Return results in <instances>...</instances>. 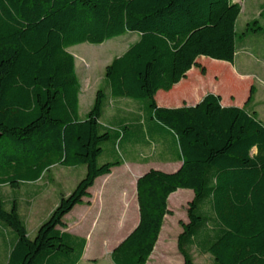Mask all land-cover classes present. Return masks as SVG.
<instances>
[{
	"label": "trees",
	"instance_id": "trees-1",
	"mask_svg": "<svg viewBox=\"0 0 264 264\" xmlns=\"http://www.w3.org/2000/svg\"><path fill=\"white\" fill-rule=\"evenodd\" d=\"M241 10L237 0H0V222L16 233L6 264L81 260L86 238L62 229L65 215L124 159L99 162L102 143L120 135L101 121L103 88L80 117L82 81L69 47L130 32L138 38L105 68L110 93L147 99L150 119L173 134L182 163L139 177L140 221L112 251L114 263L147 264L172 213L169 196L190 188L178 240L185 264H198L192 245L214 264H264V120L248 107L255 86L243 106L224 105L214 92L180 106L156 99L193 67L205 71L200 56L234 62ZM260 30L255 19L243 34ZM55 164L87 171L31 237L18 201L6 207L2 186L37 181Z\"/></svg>",
	"mask_w": 264,
	"mask_h": 264
},
{
	"label": "rangeland",
	"instance_id": "rangeland-1",
	"mask_svg": "<svg viewBox=\"0 0 264 264\" xmlns=\"http://www.w3.org/2000/svg\"><path fill=\"white\" fill-rule=\"evenodd\" d=\"M237 1H239L242 6H263L258 17L248 20V15L250 13L248 11L241 15L237 23V62H240L245 56L249 57L250 55L247 51L250 50L255 53V57H260V65L258 64L253 68L252 71L255 74L252 81L242 79L241 81L235 80V82L231 78L232 86L238 87L239 85H242L246 87L249 82V87L251 84H254L255 86L262 88L264 86V69L261 65H263L262 61L264 57V39L253 40V35L246 37V35L243 34V31L246 29L248 22L255 19H258L264 24V0ZM137 38V33L130 32L108 39L102 43H91L86 41L69 47L70 51L73 52L76 57V67L82 81V89L80 93V117L84 119L88 116V113L94 104L97 90L99 88L107 90L108 94L105 98L106 108L117 105L120 107V111L116 117L109 118L105 115L102 116L101 121L105 125V128L109 129L114 134L119 133L120 138L114 135L111 139L102 143L103 153L99 157V162L115 158L131 160L133 156L136 155V148L143 147L145 148V155L143 158L146 159L145 162L142 161L143 169L155 167L166 169L165 171H173L174 162H170V159L176 157L179 151L178 144L176 139H174L173 134L166 127L150 119L147 99L113 96L110 93V87L106 79V65L109 64L116 55L123 53ZM258 50H262V52H258ZM198 61L205 67V71H203L201 67H194L187 77L189 82L197 88V96L199 97L209 92H213L212 90L214 87L212 86V82L214 78L215 81L218 82L220 81V78L228 75L231 70L217 64L212 57L200 56ZM257 66L262 69L259 70ZM219 83H224V81L221 80ZM191 94L192 89L187 88L184 91V94L182 95L183 98L179 104V102L176 101V91L161 89L158 91L156 99L159 102L158 98L163 96L162 98L164 101L169 104L172 103V106L181 105L182 103L191 104L192 102L189 100L190 97H188L191 96ZM256 106L258 111L255 112V114L259 119L264 120V94L259 98ZM61 168L63 169H55L50 175L43 179L39 183L40 186L36 192H34L32 187L33 182H24L20 187H12L10 185L2 186L3 195L6 200V207L10 208L14 199L18 201L22 216L27 222L31 237L36 235L41 222L47 219L49 214L55 208L58 193L57 190L61 188H69L76 181L68 171L66 172V170L70 168ZM188 199H190V197L187 193L178 190L170 196V205L174 208V215H167L166 228H172L174 223L173 234H176L177 232V223H180V221L184 219L187 221L189 220L187 214L188 206L185 204ZM91 222L92 219H85L83 225L80 226L81 230L87 231ZM123 222H126V220H120L121 225ZM115 224L116 220L114 219H102L99 223L100 226L98 227V232H102V234H99L101 240L98 239V241H101L103 244V237L109 234L111 226ZM107 228H109V230ZM75 229H77V223H73L72 230L75 231ZM99 235H97V238ZM15 238V231L0 222V264L7 263L10 247ZM176 242L175 238L172 245L166 246V250L169 252L166 256L163 255L161 258L156 257L157 255L154 256V251V254L149 258L147 264H179V262H182V254L179 252V255H176ZM78 250L79 246L76 247L75 254L73 255L78 254L76 253ZM193 251L197 257L198 264H214L210 254H204L196 247ZM176 258H178L179 261H177ZM78 264L114 263L111 257L107 255L105 257L102 256L97 260H89L85 258Z\"/></svg>",
	"mask_w": 264,
	"mask_h": 264
},
{
	"label": "crops",
	"instance_id": "crops-1",
	"mask_svg": "<svg viewBox=\"0 0 264 264\" xmlns=\"http://www.w3.org/2000/svg\"><path fill=\"white\" fill-rule=\"evenodd\" d=\"M262 8L263 6H242V10L238 19L241 17L242 14L247 13L248 11L250 12L248 15L249 16L248 20H251V18L258 17L260 15V11ZM238 19H237V23H238ZM250 35H253L252 36L253 40L264 39V31L262 30L247 34L246 37H250ZM258 52H262V50H258ZM247 53H249L250 56L249 57L245 56L243 59H241L240 62H237V53L233 63L226 60L215 59L217 64L222 65L225 68L231 70L228 73V75L225 76L222 75L223 79L220 78V81L223 80L224 83H219L220 81L216 82L215 78L212 82V86L214 87L212 91L221 95L222 97L221 101L224 105L243 106L246 104L248 100L251 87L254 84H251L249 87V82H248L246 87L242 85H239L238 87L236 86L233 87L231 82L232 79L234 81L235 80L241 81L242 79L243 80L248 79L249 81L253 80V76L255 73L252 70L254 67H256V65L258 64L260 65L259 63L260 57L259 56L255 57V53L251 52L250 50L247 51ZM262 64L264 65V57ZM263 65H261V67L264 69ZM261 67L257 66L259 70L262 69ZM193 68L188 71L187 76L190 73V71L193 70ZM187 76L183 78L180 82L175 84L171 90H168V91H176V101H178L179 104L183 98L182 95L184 94V91L187 88L192 89L191 96H188L190 97L189 99L190 102H192L191 104L197 103L204 96V95L199 97L197 96V88L195 87V85L189 82ZM263 94H264V86L262 88L255 86V93L253 99L248 106L250 110H253L255 112L258 111L256 105L258 104L259 98H261ZM162 97L158 98L159 102L158 101L157 102L159 105L172 106V103L169 104L168 102L164 101ZM183 104L184 103H182L181 105ZM176 106H180V105H176ZM119 111H120V107L117 105H115L114 107H108V108L105 107L103 116L105 115L109 118L116 117ZM144 152H145V148L137 147L136 155H134L131 160L124 159V162L121 165H117L113 167L110 173L97 177L95 183L89 188L91 195L85 196L83 198V202L76 204L74 208L65 215L66 225L62 227V229L72 234L86 238V246L84 249V253L79 262H81L85 258L89 260L92 259L97 260L98 258L102 256L105 257L107 255H109L112 259L111 254L112 251L115 249V247L119 245V243L138 225L140 221V207L138 201L137 182L142 174H144L146 171L152 168L149 167V169H143L142 161L143 162L146 161V159L143 158V156L145 155ZM170 162L172 163L174 162L173 171L177 170L182 163L180 160L174 158L170 159ZM61 167L70 168L66 170V172L68 171L76 181L69 188L66 189L61 188L57 190L58 193L55 203L56 205L59 202L61 195L69 194L76 187L78 182L84 177L87 171V167L85 165L64 166L60 164H55L51 166V168L47 170L40 179H38L37 181H33V185H32L34 192L38 191V188L40 186L39 183L43 179H45L48 175H50L55 169H63ZM178 191L187 193L189 195L190 199H188L185 203L188 206V203L193 199L195 195L194 190L190 188H179ZM175 192L171 193V195H173ZM170 196H169V208L172 210L171 215H174L173 214L174 208H172L170 205ZM19 209L21 212L20 204H19ZM167 215L165 217V221L162 230L160 232L159 239L154 249L155 254L154 251L152 253L154 254V256L157 255L156 257L159 258H161L163 255L166 256L167 254H169V252H167L166 250L167 249L166 246L172 245L174 243L175 238L177 241L176 255H179L180 252L178 247V240L180 233L183 231V226L181 223H177L176 224L178 226L177 232L176 234H173L174 223L172 220H171V222L173 223L172 228H166V223H167L166 219L168 217ZM87 218L92 219L90 227L87 231L81 230L80 226L83 225L84 220ZM102 219L116 220V224L111 226V230L109 234L105 233L107 235L103 237V244L101 243V241H98V239L101 240L100 238L101 236L99 234H102V232L101 233L98 232V227L100 226L99 223ZM120 220H126V222H123V224L121 225ZM183 221L188 222L185 219ZM73 223H77V229H75V231L72 230ZM107 229L109 230V228ZM97 235H99L98 238ZM195 247L198 248L196 245H192L190 247V250L195 256V260L197 262L196 259L197 257L193 251ZM203 253L210 254L208 252H203ZM211 257L213 259L212 255ZM176 259L177 261H179L178 258ZM180 263L185 264L184 256L182 262H179V264Z\"/></svg>",
	"mask_w": 264,
	"mask_h": 264
}]
</instances>
